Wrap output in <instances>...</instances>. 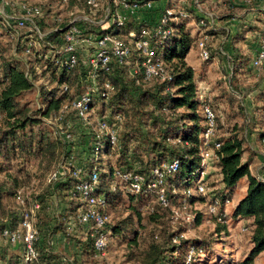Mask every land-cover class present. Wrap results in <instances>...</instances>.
<instances>
[{
  "label": "trees",
  "instance_id": "1",
  "mask_svg": "<svg viewBox=\"0 0 264 264\" xmlns=\"http://www.w3.org/2000/svg\"><path fill=\"white\" fill-rule=\"evenodd\" d=\"M7 1V12L17 15L21 14L20 6L23 4L38 6L41 14L34 16V21L46 35L38 38L33 28L28 25L20 27L16 20H10L9 24L0 14V27H5L16 42L12 55L7 47L11 44L3 47L0 45V235L3 240L11 245L2 233L5 228L15 230L19 227L23 208L18 199L19 191L24 186H30V196L39 201L40 209L36 220L39 256L29 264H60L65 259L54 253L50 236L67 231L66 217L77 218L79 209L83 207V203L72 193L78 181L72 174H68L66 180L60 183L43 184L50 170L69 156L78 157L82 153V156L79 155L81 158L78 157L80 161H76L77 164L72 162L71 167L83 166L87 172L95 167L91 160L94 135L92 131L85 130L75 117L70 118L75 135L72 146L62 142L52 129L43 125L45 117H54L65 102L84 90L80 79L85 77V69L60 67L51 60L49 52L53 47L64 44L65 32L75 25L83 29L87 36L113 34L131 48L127 61L120 63L113 58L108 68L99 71L100 90H105V82H110L113 88L107 96L98 95L93 99L94 107L96 99L100 102L101 115L113 118L121 114L123 117L119 145L112 147L109 143L105 144L96 163L99 173L98 193L105 200L102 211L108 216L105 226L108 241L109 235L117 237L121 244L126 245L127 260L139 264H186L192 247L196 250L190 264L204 261L215 264H257L264 255V179L251 170L254 150L244 137L246 125L251 120L246 117L242 102L228 87L229 83L237 88L247 79L249 64L254 57L240 47L234 50L230 58L233 64L232 80L221 82L220 92L211 102L199 84L205 77L197 75L188 56L196 45L198 49L200 39L209 37L207 45L210 58L205 62L212 61L211 40L220 31L207 21L206 24L201 23L204 16L198 14L194 0H188V4L182 5V8L169 1L154 23L135 20L132 16H125L120 23L118 9H125L120 0L118 3L116 0L100 2L96 11L92 10L87 0H69L67 3L58 0L71 9L81 6L79 11L94 22H71L75 11L70 10L64 12L65 15L51 13L54 25L50 27L43 25L45 13L40 0ZM151 1L127 0V3L138 4L140 8ZM106 8H109V14L99 24ZM232 8L235 7L221 13L220 17L233 18ZM168 9L173 10V14L165 24H161L160 18ZM261 13L260 22L263 27L257 31L264 35V9ZM192 24L198 26L196 33L193 32L195 26ZM23 28H28V33L18 34L17 30ZM143 29L151 32V44L163 64L164 79L160 76L147 77L145 74L143 54L135 49L136 40ZM254 29L247 26L237 32L232 37L233 43L244 40L246 34ZM33 38L37 39V45L27 52ZM133 70L136 72L133 73ZM40 76L45 77L53 87L41 84L39 97L42 106L33 110L22 100L34 88L35 80ZM65 84L69 86L68 91L61 89ZM223 103L225 108L222 107ZM205 104H210L217 116L215 137L221 146L215 149L213 164L220 176V186L217 190L211 186L208 174L204 180L208 193L187 196L185 191L196 187L204 171L201 152L204 146L202 135L207 129ZM252 124L260 126L259 137L264 148V89L257 92ZM61 155L64 157L61 158ZM111 156H117L118 165L115 167L111 164ZM175 159L179 161V168L168 173V205L149 191L132 193L124 184L114 185L117 169L147 174L152 166L161 167ZM243 179L246 180V191L235 203L231 214L232 222H242L241 230L248 236L249 249L242 257L215 249L217 245L228 247L226 239L231 230L229 223L219 222L216 218L215 231L209 237L184 236L189 224L197 228L205 222L206 216L210 215L207 210L210 201L219 200L220 210L223 211L225 202L233 201L239 182ZM33 180H36L37 185H32ZM39 185L43 189L37 193ZM54 196L66 208L61 215L51 212ZM183 202L188 203L194 219L175 225L173 210L180 208ZM198 206L204 207L205 211L198 209ZM112 212H117V217L111 221ZM80 235L75 245L84 259L103 257L96 256L90 230ZM175 237L178 238L177 243L173 241ZM17 246L24 252L22 244ZM21 250L20 253L7 256L3 260L4 264H23L24 253ZM72 262L64 264H77Z\"/></svg>",
  "mask_w": 264,
  "mask_h": 264
},
{
  "label": "built area",
  "instance_id": "2",
  "mask_svg": "<svg viewBox=\"0 0 264 264\" xmlns=\"http://www.w3.org/2000/svg\"><path fill=\"white\" fill-rule=\"evenodd\" d=\"M67 3L69 0H61ZM247 3H253L264 0H241ZM88 4L92 6V10L96 11L100 7L101 0H87ZM1 8L0 13L4 19L10 24L13 20L19 23L20 27L29 26L35 30L38 38H43L46 34L41 32L39 27L34 21V16L41 14V9L38 6L31 4H23L20 6L21 14H12L7 12V0H0ZM120 4L125 9L136 10L139 8L138 4H128L127 0H120ZM146 7H151V2H148ZM109 14V8H106L104 18L98 21L102 23ZM173 10L168 9L166 13L160 18V23L165 24ZM120 23L123 22L124 17L118 15ZM11 20V21H10ZM77 20H86L94 22L89 16L82 15L75 17L71 22ZM207 21L211 26L214 23L212 14L207 13L204 16L202 24ZM166 33V31H164ZM134 33H132L133 35ZM151 32L148 29H143L136 40L135 49L143 54L142 66L145 69L147 77L160 76L165 78L163 71V64L155 49L152 47ZM208 38H202L198 42V55L202 61H207L210 58V49L207 45ZM64 44L61 46L53 47L50 52L51 60L55 61L60 67L67 69H74L81 67L85 69V77H81L80 82L83 85V92L76 95L69 101L65 102L60 108L59 113L54 117H45L44 122L51 126L53 133L64 143H72L75 140V135L72 132V121L70 118L75 117L80 124L85 127V130L92 131L95 141L93 142L92 162L95 167L89 172L83 166L75 165L71 167V160L63 158L59 163L53 167L46 177V184H57L65 181L68 174L75 176L78 181L73 187V195L76 196L82 203L83 207L79 209L77 218L79 223L90 230L94 238V246L96 256H105L108 246V234L105 231V226L108 221V216L102 211L104 206V197L98 193L99 189V173L96 163L100 159L102 149L105 144L109 143L112 147H117L120 143V130L123 117L121 114H116L113 118L109 116L96 114L95 107L93 106V99L95 96H107L109 91L113 88L110 82H105L104 89L100 90L98 85V74L101 69L108 68L111 59L115 58L120 63L127 61L131 54L130 46L123 43L121 39L113 34L107 33L103 35L87 36L83 29L78 26H71L65 32ZM37 45V39L29 43L27 52H30L32 46ZM48 57V55H47ZM81 61L82 65L81 66ZM252 67L258 70L259 73L264 74V36L261 38L260 48L252 60ZM136 71L133 70V73ZM258 73V74H259ZM61 89L68 91L69 86L63 85ZM107 89V90H106ZM204 114L207 120V129L202 135L203 149L201 152V164L204 171L201 178L198 180L196 187L185 191L187 196L195 193L207 194L208 188L204 182L207 177L208 169L212 167L215 160V149L220 148L221 143L216 139L217 132V116L210 104H205ZM68 118V120H67ZM67 120L64 123V120ZM264 144V138H263ZM179 168V161L177 159L164 164L161 167L152 166L147 174H140L133 171L117 169L115 172L116 180L114 185L121 183L126 186V189L132 193H141L149 191L153 193L163 204L168 205V173L175 172ZM36 180L32 181V185ZM30 186H24L19 191V202L23 206L21 210L22 221L19 227L15 230L5 228L3 230V237L14 246L22 244L23 264H29L35 261L39 252L36 247L38 240L39 229L36 225L37 214L40 209V203L37 199L30 196ZM232 201L227 200L224 204V210H220L221 203L219 200L210 201L207 203V210L210 215H213L219 222H226L228 218L227 210ZM190 210L188 203L183 202L180 208L173 210L172 219L177 222L181 219L186 222H191L194 219V214L189 213ZM245 228H243L244 230ZM175 243L178 238L173 239ZM195 247L190 249L187 257L186 264H190L195 254ZM201 254L202 250L199 251Z\"/></svg>",
  "mask_w": 264,
  "mask_h": 264
},
{
  "label": "rangeland",
  "instance_id": "3",
  "mask_svg": "<svg viewBox=\"0 0 264 264\" xmlns=\"http://www.w3.org/2000/svg\"><path fill=\"white\" fill-rule=\"evenodd\" d=\"M197 3L201 0H195ZM101 2H105V0H101ZM39 3L43 7L44 13H45V20H44V27H50L54 25V22L51 20V13H59V14H64V12H68L70 10H74L75 13L73 16V19L75 17H80L84 15L83 12L79 11L81 10V6L77 5L76 7H71L69 5H62L58 0H40ZM259 5H264L262 3L257 4ZM1 8V4H0ZM1 14V13H0ZM211 14V13H210ZM65 15V14H64ZM67 15V13H66ZM68 16V15H67ZM214 17V23H213V28L215 27V20L216 17L215 15L212 14ZM43 22V20H42ZM104 22V20H103ZM191 26H195L194 28V33H196L197 26L195 24H192ZM14 30V29H13ZM18 34H25L28 33V28H23V29H18ZM264 35L260 37V42L261 43V38ZM209 38V37H207ZM219 36H217L215 39L211 40V45L215 43L216 39H218ZM7 44H11V46H7ZM0 45L1 47L7 46L9 49L10 54L12 55L14 47H16V42L14 39H12L7 33V30L5 27H0ZM216 48L213 46L211 47L212 50V61L205 62L202 61L198 55V49L197 45L193 48L191 51V54L188 56V61L189 63L194 65V68L197 72V75L204 76V81L209 84V88L211 87L212 90H216L217 88L220 87L221 82L224 80H227L229 82L232 80L233 72L229 69L228 67V62H229V55H227V50L228 46L225 44V40L222 38L219 43L215 44ZM253 57V56H252ZM81 66L82 61H81ZM250 72L247 77V79L244 82H241L237 88L234 87L233 85H229L228 87L232 91H236L235 93H238L239 95H242V98H247L248 95L253 96L252 92L254 91H259L264 89V74L262 72L259 73L258 70H255L254 68L250 67ZM257 73H259V76H257ZM41 84H47L48 88H52L53 85L48 83L45 77L40 76L39 79L37 78L35 80V86L34 88L24 96L22 102H27L33 110H37L40 108L42 105L41 100H40V87ZM207 84V85H208ZM232 87V88H231ZM203 90V89H202ZM206 87L204 88L203 91H206ZM245 107H248L250 105L249 101H244ZM100 110H102L100 102L98 99H96V105H95V113L101 114ZM247 118H250L249 124L246 125L247 130L245 131L244 137L247 138L248 143H251V149L254 150V155H253V163L251 166V170L254 173L260 174L264 176V148L261 144L260 137H259V132L261 131L260 126H254L252 124L253 122V115L247 114ZM246 118V119H247ZM44 127L50 128L48 124L44 122ZM222 132L220 131V135ZM73 145V144H69ZM80 153L79 155H81ZM78 155V157H80ZM75 156V157H74ZM74 156H69L68 160H71L73 163L77 164L80 161V158L77 157V155ZM82 156V155H81ZM64 156L61 155V158ZM106 158V157H104ZM111 164L115 167L118 165L117 163V156H111L110 157ZM104 160V159H103ZM107 160V158L105 159ZM78 161V162H76ZM106 164V161H105ZM207 173L209 174L208 177V183L213 186L216 190L217 188L219 189V184H220V176L218 173V170L216 169L215 165L213 164L211 168L208 169ZM48 175V174H47ZM47 177V176H46ZM36 184V183H34ZM44 185H46V179L44 180ZM244 186H246V181L245 179L240 181L239 188L236 191V194L234 195V200H237L243 193H244ZM37 185V184H36ZM41 185H39L37 188H40ZM62 202H59L57 197L52 198L51 201V210L53 213L56 214H63L65 212V207ZM75 204H78L75 202ZM79 205V204H78ZM198 209L205 211L204 207L198 206ZM121 211V210H120ZM189 213L192 214V210L188 211ZM228 218L226 220V223H229L231 226L230 230V236L226 239L228 242V247H223L221 245H217L215 247L216 250L219 252H227L229 255L233 254L235 257H242L249 249V240L248 236L244 233V231L241 230L242 227V222H237L233 221L232 222V205L227 210ZM117 217V212H112L111 213V221L114 220ZM66 229L67 231L65 232H60V234H55L50 236L52 238L51 242H55V245L52 246V248L56 247V250L54 253L59 255V257H63L65 260L61 261L60 264H64L65 262H76L77 264H139L136 262L128 261L126 257V245L121 244L117 237H114L113 235H109V243L106 249V255L101 257V258H85L84 256L77 251V246L75 245L81 237L80 232L83 231L81 228L82 225L79 223L78 218H71L72 223L68 225L67 223L68 218L66 217ZM185 220L181 219L177 222H175V225L184 224ZM186 223V222H185ZM188 224V223H187ZM74 226V229H72ZM149 229V228H148ZM215 231V223H214V216L209 215L206 216L205 222L197 227L193 228L192 225L189 224L187 226V230L184 233V236L189 237V238H207L212 233ZM64 236V239L63 238ZM20 246H14V245H9L5 240H3L2 236L0 235V264H4L3 260L7 259V256H10L12 254H16L15 252H19ZM22 251V250H21ZM23 252V251H22ZM20 253V252H19ZM24 253V252H23ZM226 254V253H225ZM69 255V256H68ZM69 258V260H68ZM73 263V262H72ZM264 263V255L258 260L257 264H262ZM196 264H215L211 262H197Z\"/></svg>",
  "mask_w": 264,
  "mask_h": 264
},
{
  "label": "crops",
  "instance_id": "4",
  "mask_svg": "<svg viewBox=\"0 0 264 264\" xmlns=\"http://www.w3.org/2000/svg\"><path fill=\"white\" fill-rule=\"evenodd\" d=\"M169 1H172L178 8H182V5H187L188 0H152L151 1V7H146L142 6L138 10H131V9H123L119 8L118 9V15H121L125 18V16H132L135 20H140V21H147L150 23H154L159 19L160 14L162 11L166 8L167 3ZM202 3H197L195 0L194 2L197 5V12L201 16H205L207 13H211L215 15L216 20H215V29L220 31L218 34L219 38L216 39L215 43L212 44L214 48H216L215 44L219 43V41L223 38L225 40L226 46H228L227 50V55H229V59L231 58V55L233 54L234 50L236 48H241L243 49L246 53L251 54L253 57L257 54L259 48H260V37L262 34L257 31L258 28H262L263 24L260 22V18L262 15V10L264 9V5H257L259 3L264 4V1H258V2H253V3H247L241 0H201ZM115 2H119V0H116ZM235 7L234 9L232 8V13L234 14V17L231 19H222L220 17V14L223 12H227L229 8ZM231 13V12H230ZM224 14V13H223ZM222 15V14H221ZM247 26H252L255 29L253 31H250L246 34V37L244 40L240 41L239 43H233L232 37L234 34L237 32L241 31L243 28ZM198 29V26H197ZM194 31V29H193ZM191 54V52H190ZM189 54V55H190ZM191 64V63H190ZM193 67L194 65L191 64ZM250 67H252V62L250 61L249 64ZM228 67L229 69L233 72V64L229 60L228 62ZM253 68V67H252ZM257 76L259 74L257 73ZM200 87L204 90L206 87V91H203L206 94V97L209 101H213L214 97L217 96L220 92V87L217 88L216 90H212V88H209V84L206 83L204 80L200 81ZM208 84V85H207ZM232 88V87H231ZM232 91V90H231ZM234 92V91H233ZM236 92V91H235ZM234 92V93H235ZM253 96L248 95L247 98H242V95H239L238 93H235L237 98L242 102L245 111L247 114L253 115L255 106H256V95L257 91L252 92ZM244 101H249L250 105L248 107H245V102ZM225 104L223 103L222 107L225 108ZM247 130V128H246ZM251 145V143L249 142ZM257 174V173H256ZM260 178L264 179V176L257 174ZM246 181V180H245ZM240 184V182H239ZM47 185V184H46ZM239 188V185L237 189ZM244 193L246 191L247 186H244ZM43 187H40L37 189V193H39ZM244 193L237 199L231 202L232 208L234 207L235 203L244 195ZM55 198V196L53 197ZM230 207V206H229ZM52 212V210H51ZM53 213V212H52ZM55 214V213H53ZM67 221V219H65ZM68 225L72 223L71 217L68 219ZM66 224V223H65ZM74 229V226H72ZM83 229L80 234H84L86 232L85 227H81ZM57 234H60L57 233ZM55 237V235H54ZM64 239V236L62 238ZM52 245H55V242H51ZM77 249V248H76ZM53 250H56V247L53 248ZM78 251V249H77ZM81 256V255H79ZM69 260V258H68Z\"/></svg>",
  "mask_w": 264,
  "mask_h": 264
}]
</instances>
